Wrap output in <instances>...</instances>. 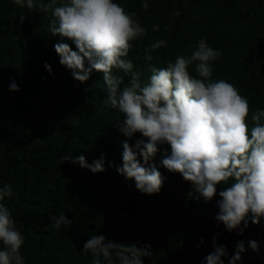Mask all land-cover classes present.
Here are the masks:
<instances>
[{"label": "trees", "instance_id": "1", "mask_svg": "<svg viewBox=\"0 0 264 264\" xmlns=\"http://www.w3.org/2000/svg\"><path fill=\"white\" fill-rule=\"evenodd\" d=\"M114 2L137 12L148 29L128 57L143 80L150 75L145 45L167 41V48L152 53L151 62L166 67L169 59L190 55L204 38L223 52L212 79L237 84L251 109L264 108V0H148L147 11L140 7L142 0ZM22 11L27 19L21 26ZM48 22L46 15L0 0V187L10 184L14 192L5 202L26 237L25 264H92L83 244L93 234L151 243L154 256L144 258V264H202L218 232L217 243L227 247L229 256L237 241L256 240L259 253L245 244L242 264H264V219L259 226L250 223L243 236L218 227L219 196L209 203L198 200L190 183L160 165L161 153L154 162L165 181L153 195L141 194L114 168L93 174L61 163L63 155H84L91 164L103 153L106 164L119 165L126 138L115 126L121 114L104 104L108 89L102 75L93 72L86 83L75 81L59 63L54 44L60 38L48 33ZM154 24L161 25L158 32L152 31ZM64 42L75 50L71 41ZM45 64L51 65V74ZM189 71L195 74L194 65ZM12 80L18 92L9 91ZM60 212L73 220L70 230L51 227L50 217Z\"/></svg>", "mask_w": 264, "mask_h": 264}, {"label": "clouds", "instance_id": "2", "mask_svg": "<svg viewBox=\"0 0 264 264\" xmlns=\"http://www.w3.org/2000/svg\"><path fill=\"white\" fill-rule=\"evenodd\" d=\"M13 2L21 10L47 16L48 33L60 38L54 44L59 63L79 84L86 83L93 72L101 74L108 89L104 104L122 116L115 122L126 138L121 142L119 165L115 161L106 164L103 153L91 164L84 155L75 158L63 155L62 164L78 165L93 174L114 168L126 180L134 181L141 194L153 195L161 191L165 181L154 162L161 153L160 165L190 183L198 200L202 198L209 203L219 196L216 200L219 211L215 215L218 227L223 225L228 233L243 236L250 223L261 224L264 108L251 109L248 97L241 94L244 90L237 84L222 78L212 79L213 65L223 57L221 50L201 38L190 55H177L174 61H167L166 67H157L151 63L152 53L167 48V41L156 39L143 49L150 73L145 81L135 69L133 59L128 58L136 42L148 36V29L141 24L137 12L126 10L114 0ZM140 7L147 11L148 0H142ZM26 19L22 11L21 26ZM160 28V24H154L152 31L158 32ZM65 40L71 41L75 50ZM156 60L159 61V56ZM193 65L195 74L189 71ZM44 67L52 73L51 65ZM19 90L12 80L9 91ZM165 145L168 148L162 151ZM13 195L10 184L0 187V264H25L22 247L26 237L5 202ZM50 219L51 227L56 230L61 226L70 230L73 225L64 212ZM219 235L218 232L213 236V250L203 257L202 264H225V259L228 264H242V253L247 251L245 244L253 252L260 251L256 240H239L229 256L227 247L217 243ZM200 243H204L203 239ZM83 252L91 254L92 264H144V258L154 256L151 243L117 242L97 234L84 242Z\"/></svg>", "mask_w": 264, "mask_h": 264}]
</instances>
